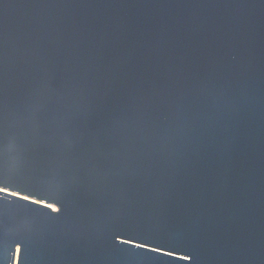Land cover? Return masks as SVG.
I'll list each match as a JSON object with an SVG mask.
<instances>
[{"label": "water", "instance_id": "95a60500", "mask_svg": "<svg viewBox=\"0 0 264 264\" xmlns=\"http://www.w3.org/2000/svg\"><path fill=\"white\" fill-rule=\"evenodd\" d=\"M0 264H264V0H0Z\"/></svg>", "mask_w": 264, "mask_h": 264}, {"label": "bare ground", "instance_id": "6f19581e", "mask_svg": "<svg viewBox=\"0 0 264 264\" xmlns=\"http://www.w3.org/2000/svg\"><path fill=\"white\" fill-rule=\"evenodd\" d=\"M0 187H2V186H0ZM4 188V187H3ZM5 192H8V193H13V194H16V195H19V196H22V197H27V199L29 198V199H32V200H34V201H37V202H39V203H41V204H45V205H48V206H50L51 208H53V209H55V207L53 206L54 204H52V203H50V202H47V201H42V200H39V199H36V198H34V197H32V196H27V195H24V194H21V193H19V192H17V191H14V190H9V189H7V188H5V190H4ZM56 206V205H55ZM57 207V206H56ZM57 209V208H56ZM55 209V210H56Z\"/></svg>", "mask_w": 264, "mask_h": 264}, {"label": "snow or ice", "instance_id": "6c2138e0", "mask_svg": "<svg viewBox=\"0 0 264 264\" xmlns=\"http://www.w3.org/2000/svg\"><path fill=\"white\" fill-rule=\"evenodd\" d=\"M5 190V188L0 187V192H3ZM22 199H27V197H23Z\"/></svg>", "mask_w": 264, "mask_h": 264}, {"label": "rangeland", "instance_id": "374dc122", "mask_svg": "<svg viewBox=\"0 0 264 264\" xmlns=\"http://www.w3.org/2000/svg\"><path fill=\"white\" fill-rule=\"evenodd\" d=\"M55 207V209L57 208L55 205H53Z\"/></svg>", "mask_w": 264, "mask_h": 264}]
</instances>
